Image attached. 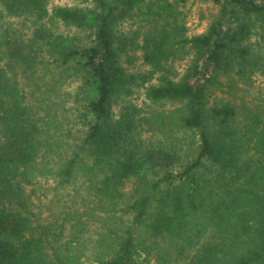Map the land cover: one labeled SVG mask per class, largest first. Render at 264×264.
<instances>
[{
    "label": "trees",
    "instance_id": "obj_1",
    "mask_svg": "<svg viewBox=\"0 0 264 264\" xmlns=\"http://www.w3.org/2000/svg\"><path fill=\"white\" fill-rule=\"evenodd\" d=\"M184 2L0 0V264H264V0H203L198 33ZM45 173L79 205L37 204Z\"/></svg>",
    "mask_w": 264,
    "mask_h": 264
},
{
    "label": "rangeland",
    "instance_id": "obj_2",
    "mask_svg": "<svg viewBox=\"0 0 264 264\" xmlns=\"http://www.w3.org/2000/svg\"><path fill=\"white\" fill-rule=\"evenodd\" d=\"M80 0H51L54 4H72ZM184 5L180 4V9L185 13V20L190 33H198L202 30V28L206 25L209 18L206 16L209 12L207 4L203 3V0H184ZM2 19H0V23ZM189 59H177L174 62V67L176 72L180 73L186 66ZM257 85L259 84L262 91H264V83L255 82ZM76 86V82L70 81L69 83H65L61 86V91L66 93V97L69 100L68 92H72L74 87ZM240 94L243 92L238 90ZM247 98L248 94H243ZM140 102V101H139ZM69 105L65 99V110L57 111V118L62 123L66 122L67 118L71 119L72 115L69 111ZM141 106V103H140ZM173 106L172 102L164 101L158 104H151L149 101H143V109L144 110H164L169 111ZM164 127L159 129V131L150 132L155 135L157 138L164 140L165 136H167L166 142H169L173 147L179 150L181 154H187L188 159L194 157L193 149L196 144V136L195 133L191 130H187L184 128H176L174 125H171L169 120L162 119L160 121ZM150 135L149 133H145ZM66 148V147H65ZM62 153H64V148L62 149ZM49 155V157H48ZM46 164L50 170H54L58 165L57 157L49 152L46 158ZM79 182V178L77 180V184ZM57 178L51 173H45L38 178V183H36V192L37 197L35 198V202L39 204L46 212H49L48 208L57 210L58 208H63L64 206H68L73 203L76 206L79 205L77 198V193L73 190V187L70 185H66L64 187L57 186ZM53 188V189H52ZM80 190V189H79ZM81 191V190H80ZM95 234V233H94ZM94 236V235H93Z\"/></svg>",
    "mask_w": 264,
    "mask_h": 264
}]
</instances>
